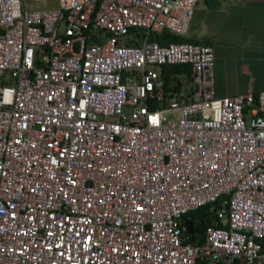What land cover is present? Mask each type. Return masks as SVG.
Instances as JSON below:
<instances>
[{
  "label": "built area",
  "instance_id": "obj_1",
  "mask_svg": "<svg viewBox=\"0 0 264 264\" xmlns=\"http://www.w3.org/2000/svg\"><path fill=\"white\" fill-rule=\"evenodd\" d=\"M197 1L0 0V264H264V89L217 96L211 45L150 38Z\"/></svg>",
  "mask_w": 264,
  "mask_h": 264
},
{
  "label": "crops",
  "instance_id": "obj_2",
  "mask_svg": "<svg viewBox=\"0 0 264 264\" xmlns=\"http://www.w3.org/2000/svg\"><path fill=\"white\" fill-rule=\"evenodd\" d=\"M184 37L212 46L217 96L264 89V0H198ZM179 81L172 95L188 101L190 76Z\"/></svg>",
  "mask_w": 264,
  "mask_h": 264
},
{
  "label": "trees",
  "instance_id": "obj_3",
  "mask_svg": "<svg viewBox=\"0 0 264 264\" xmlns=\"http://www.w3.org/2000/svg\"><path fill=\"white\" fill-rule=\"evenodd\" d=\"M152 40H157L158 42L165 44L170 41H185L184 36L172 34L167 30H163L160 33L152 32L151 37ZM181 72H185L186 75L190 76V68L188 65H162L161 67V77L164 81V87L166 91V96H170L180 88V79L176 76ZM156 105V104H154ZM222 205L221 199L215 202V207H220ZM217 217L216 213L211 210V204H206L200 206L198 208L189 210L184 213L182 216V221L189 219L193 223V233L189 235V239L197 242V238L200 237L202 239L204 235L205 228L208 224H210L214 218ZM219 225H222L219 223Z\"/></svg>",
  "mask_w": 264,
  "mask_h": 264
},
{
  "label": "rangeland",
  "instance_id": "obj_4",
  "mask_svg": "<svg viewBox=\"0 0 264 264\" xmlns=\"http://www.w3.org/2000/svg\"><path fill=\"white\" fill-rule=\"evenodd\" d=\"M23 3L28 5L31 8H55L58 6V0H22ZM158 69L156 67H153ZM150 69V67H148ZM249 117L246 116V120L248 121Z\"/></svg>",
  "mask_w": 264,
  "mask_h": 264
},
{
  "label": "water",
  "instance_id": "obj_5",
  "mask_svg": "<svg viewBox=\"0 0 264 264\" xmlns=\"http://www.w3.org/2000/svg\"><path fill=\"white\" fill-rule=\"evenodd\" d=\"M182 225L185 227V231L189 234L193 233V223L191 220L186 219L182 222Z\"/></svg>",
  "mask_w": 264,
  "mask_h": 264
}]
</instances>
